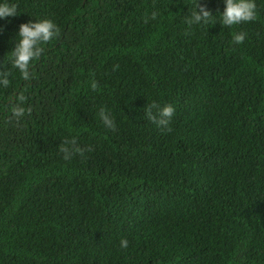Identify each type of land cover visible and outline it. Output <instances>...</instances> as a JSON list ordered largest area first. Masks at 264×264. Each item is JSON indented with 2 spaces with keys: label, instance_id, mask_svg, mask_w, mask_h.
I'll return each instance as SVG.
<instances>
[{
  "label": "trees",
  "instance_id": "1",
  "mask_svg": "<svg viewBox=\"0 0 264 264\" xmlns=\"http://www.w3.org/2000/svg\"><path fill=\"white\" fill-rule=\"evenodd\" d=\"M196 2L210 23H185ZM256 2L225 26L223 0H15L0 20V264H264ZM40 18L59 31L25 80L10 51ZM152 104L173 105L169 130Z\"/></svg>",
  "mask_w": 264,
  "mask_h": 264
},
{
  "label": "clouds",
  "instance_id": "2",
  "mask_svg": "<svg viewBox=\"0 0 264 264\" xmlns=\"http://www.w3.org/2000/svg\"><path fill=\"white\" fill-rule=\"evenodd\" d=\"M224 7L220 11L218 21L225 26L239 25L243 22L255 20L257 18V2L256 0H223ZM18 14L17 4L15 0H0V20L8 17H14ZM155 15V12L153 13ZM213 13L206 7L205 4L196 2L195 9L185 18L187 25L210 23V17ZM56 23L50 18L29 19L22 22L16 31V39L14 47L10 51V61L12 66L17 69L25 80H30L31 64L43 52V46L56 38L58 34ZM244 32H235L232 39L235 43H241L244 40ZM8 73H0V86L9 85ZM91 88H97L95 79L91 81ZM21 103H18L13 108V115L20 118L25 113V108L22 104L23 97H20ZM155 104L150 105L146 109L147 117L153 121L162 130H169V123L175 111L173 105L165 104L157 108L156 113L152 112V108H156ZM99 117L106 128L112 129L115 127L114 119L111 113L105 108L99 109ZM65 153L69 150L64 149ZM67 156V155H66ZM128 240L121 239L120 247L127 248Z\"/></svg>",
  "mask_w": 264,
  "mask_h": 264
}]
</instances>
